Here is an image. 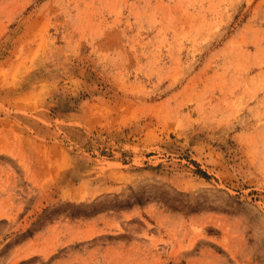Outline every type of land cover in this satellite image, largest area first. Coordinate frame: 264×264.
Listing matches in <instances>:
<instances>
[{"label": "rangeland", "instance_id": "374dc122", "mask_svg": "<svg viewBox=\"0 0 264 264\" xmlns=\"http://www.w3.org/2000/svg\"><path fill=\"white\" fill-rule=\"evenodd\" d=\"M0 264H264V0H0Z\"/></svg>", "mask_w": 264, "mask_h": 264}]
</instances>
